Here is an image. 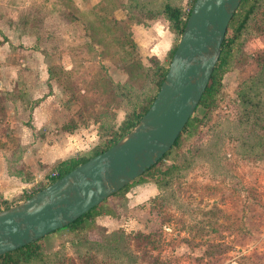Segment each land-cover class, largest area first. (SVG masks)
Returning <instances> with one entry per match:
<instances>
[{
	"label": "rangeland",
	"instance_id": "obj_1",
	"mask_svg": "<svg viewBox=\"0 0 264 264\" xmlns=\"http://www.w3.org/2000/svg\"><path fill=\"white\" fill-rule=\"evenodd\" d=\"M123 1L0 0V185L10 184L16 192L6 199H16L22 191L11 171L29 180L27 192L46 183L53 172V164H40L36 151L21 145L32 134L47 131H35L32 125L28 112L33 98L49 96L50 103L66 110L63 121L71 116L80 126L89 125L86 121L98 111L109 119L114 112L116 126L127 114L116 108L120 97L107 92L105 80L122 83L128 69L139 63L151 66L132 46L130 24L120 9ZM263 6L264 0L235 44L211 106L197 107L195 116L204 110L208 116L188 135L183 149L215 140L234 121L237 85L256 69L264 49ZM218 142L221 173L214 174L208 160L195 159L170 180L169 200H163L153 181L105 198L102 206L110 217L99 215L86 226L84 237L99 240L102 232L123 229L139 256L137 264H156L155 259L161 260L158 264H264V161L237 155L234 136L224 135ZM81 237L60 228L43 236L42 244L47 253L64 246V257L53 264H112L76 254L71 242Z\"/></svg>",
	"mask_w": 264,
	"mask_h": 264
},
{
	"label": "trees",
	"instance_id": "obj_2",
	"mask_svg": "<svg viewBox=\"0 0 264 264\" xmlns=\"http://www.w3.org/2000/svg\"><path fill=\"white\" fill-rule=\"evenodd\" d=\"M192 2L193 0H124L120 9L124 11L123 19L126 25L136 23L147 26L149 20L162 16L167 21L168 29L173 33L175 41L182 31ZM187 5L188 7L185 11ZM261 7L262 0H240L227 24L223 40L220 44V53L207 85L193 113L187 119L175 141L152 166L109 197L125 193L133 185L153 181L156 189L162 192L163 195L161 196L163 200H169V197L172 195L170 180L175 175L186 171L194 163L195 159L208 160L213 166V173H221L224 165L221 162V157L217 155V150L218 141L224 135L235 137L237 140L236 154L240 157L246 160L264 161L262 151L264 148V49L257 55L256 69L243 78L237 85L235 91L236 117L234 121L230 122V125H224L215 140L204 143L194 142L190 144V148L183 149L187 144L186 138L188 135L199 124H202L205 117L208 116L205 110L201 115L195 116L194 113L197 107L202 106L205 108L211 106L210 98H214L217 95L221 73L229 64V57L235 44L239 42L246 32L253 14ZM127 33L130 36L129 26ZM175 45L173 43L172 48L169 50L166 57L167 60L170 59ZM132 46H134L133 43ZM147 60L150 62L151 67H145L139 63L135 67L128 69L127 78L122 83L112 82L110 78L105 80L108 83V88L106 87L107 92H112V95L120 97L116 108L122 109L125 114L127 112L121 123L116 126V115L114 112L111 111L109 113L111 114V119H109L103 110L98 111L97 117H94V121L97 123L96 134L99 142L93 149L87 153H80L75 157L55 162L52 165V171L55 173L53 177H49L46 183L29 192L25 189L22 190L16 199H6L0 194V210L28 198L39 189L70 171L77 164L105 150L137 123L153 100L167 68L166 65L159 63L153 56L148 57ZM48 70L47 73H49ZM44 96L33 99L30 103V109L33 104H37ZM26 124L29 125V122L27 121ZM74 126L75 123L70 119L62 128L71 130ZM221 127L222 122L219 128L221 129ZM206 148L209 149L208 152H206ZM225 173L226 169H224ZM9 174L18 177L22 182H29L28 179L22 177L17 171H11ZM106 210L103 208L101 201L77 219L62 227V229L68 231H77L83 236L71 242L73 251L80 257H87L86 259L100 257L102 260H109L112 264H137L139 256L130 246V235L123 229H117L109 233L102 232L99 240H90L84 237L86 226H90L97 216L109 214ZM136 237H146V235L139 234ZM42 238L0 255V264H53L56 257H64L63 245L49 253L45 252ZM154 262L158 264L161 260L155 259Z\"/></svg>",
	"mask_w": 264,
	"mask_h": 264
},
{
	"label": "water",
	"instance_id": "obj_3",
	"mask_svg": "<svg viewBox=\"0 0 264 264\" xmlns=\"http://www.w3.org/2000/svg\"><path fill=\"white\" fill-rule=\"evenodd\" d=\"M239 2L193 0L158 90L137 123L105 150L1 209L0 255L66 226L163 156L200 100Z\"/></svg>",
	"mask_w": 264,
	"mask_h": 264
},
{
	"label": "crops",
	"instance_id": "obj_4",
	"mask_svg": "<svg viewBox=\"0 0 264 264\" xmlns=\"http://www.w3.org/2000/svg\"><path fill=\"white\" fill-rule=\"evenodd\" d=\"M129 31L130 40L134 44L136 51L146 59V61L148 57L153 56L159 63H163L169 50L173 46L174 35L168 29L167 21L162 16L149 20L147 26L132 23L129 25ZM46 78L47 76L44 77L43 83L46 82ZM46 96L47 95L37 104H33L28 114L30 115L32 112V125L35 131L41 128H46L47 131H44L43 134L41 133L42 135H37V133H35V135L32 134L30 139L21 143V145L26 147L27 151L35 150L37 153L35 155L42 165H52L59 160L75 157L80 153L84 154L91 151L99 142V138L96 134L97 124H95L94 119L86 121L90 126H80L77 119L71 116L63 121L66 110L56 103H50L51 100H48L50 97L47 96V98ZM49 103L52 105L51 107ZM70 119L73 120L75 126L71 130L63 129L62 127L66 125ZM49 130H53L52 133L54 134H50ZM48 138H52V140ZM15 178L18 181V191L28 188L27 183L22 182L17 177ZM10 186V184L6 183L5 185H0V194L4 198H8L16 193L12 188L9 189ZM108 216L109 215H103L101 217ZM98 217L99 216L95 218V221H97Z\"/></svg>",
	"mask_w": 264,
	"mask_h": 264
},
{
	"label": "built area",
	"instance_id": "obj_5",
	"mask_svg": "<svg viewBox=\"0 0 264 264\" xmlns=\"http://www.w3.org/2000/svg\"><path fill=\"white\" fill-rule=\"evenodd\" d=\"M55 175V173L54 172H51L49 175H48V177H53Z\"/></svg>",
	"mask_w": 264,
	"mask_h": 264
}]
</instances>
